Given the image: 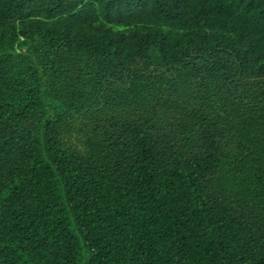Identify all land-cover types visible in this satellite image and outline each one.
Instances as JSON below:
<instances>
[{
    "label": "trees",
    "instance_id": "16d2710c",
    "mask_svg": "<svg viewBox=\"0 0 264 264\" xmlns=\"http://www.w3.org/2000/svg\"><path fill=\"white\" fill-rule=\"evenodd\" d=\"M0 264H264V0H0Z\"/></svg>",
    "mask_w": 264,
    "mask_h": 264
}]
</instances>
